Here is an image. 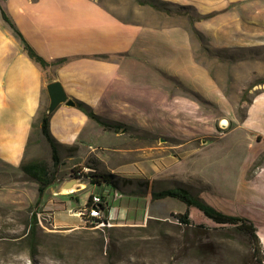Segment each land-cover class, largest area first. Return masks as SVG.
<instances>
[{
    "label": "crops",
    "instance_id": "1",
    "mask_svg": "<svg viewBox=\"0 0 264 264\" xmlns=\"http://www.w3.org/2000/svg\"><path fill=\"white\" fill-rule=\"evenodd\" d=\"M157 4L166 12L148 18L142 15L148 10L135 9L137 14L125 19L98 0H0V207L50 211L53 224L61 228L79 224L56 214L81 210L92 195L107 197L114 220H125L127 211L137 208L129 206L133 196L127 198L110 184L74 183L75 177L68 176L57 178L36 206L38 184L22 178L19 170L36 157L31 142L41 136L44 94L51 81L61 82L75 103L82 101L99 117L122 125L104 128L76 104L59 105L49 122L62 164L59 171L91 158L106 172L146 180L150 190L140 196L153 204L165 200H152L153 190L175 188L164 186L169 181L187 183L199 177L219 183L212 171L225 162L216 153L205 154L233 136L224 155L230 158L236 149L244 153L239 178L249 181L247 175L264 151V89L252 97L242 119L237 117L231 95L196 59L191 27L209 48L264 56V0ZM26 44L46 68L29 57ZM62 58L66 60L57 63ZM73 184L75 189L67 192Z\"/></svg>",
    "mask_w": 264,
    "mask_h": 264
},
{
    "label": "rangeland",
    "instance_id": "2",
    "mask_svg": "<svg viewBox=\"0 0 264 264\" xmlns=\"http://www.w3.org/2000/svg\"><path fill=\"white\" fill-rule=\"evenodd\" d=\"M98 2L120 12L125 19L133 18L137 14L135 9L148 10L143 14L138 13L148 18L151 13L166 12V8L159 6L157 0ZM172 10L179 13L176 9ZM192 37L196 59L211 70L235 102L237 117H243L252 97L264 89V56L246 57L240 52L231 54L225 49H212L199 37L193 34ZM44 95L47 106L49 99L46 90ZM202 105L210 108L207 103L203 102ZM36 138L34 136L31 142L36 149V157L26 162L42 160L52 168L49 143L42 134ZM153 139L157 143L160 140L157 136ZM233 139V136H227L205 154L206 158L216 153L225 162V165H217L212 171L219 183L209 184L199 177H192L187 183L166 181L164 186H184L206 204L224 213L249 218L256 226L264 252V151L251 167L247 175L249 181L242 183L239 166L244 153L236 149L234 156L228 158L224 155V152L229 153L227 148L233 145ZM163 144L166 143H159ZM71 149L69 152L74 155L75 148ZM85 167L88 170L83 172L80 180L91 184L95 183L91 179L93 172L110 173L98 168L96 162L89 158L70 168L65 167L59 171L58 178L60 181L64 176L74 178V171ZM19 172L22 178H28L21 169ZM256 172L258 175H255ZM110 174L115 176L120 192L126 194L127 198L128 195L133 196L129 206L136 204L137 207L134 211H127L125 220L115 219L106 227H94L85 224L75 213L77 211H70L73 214L61 211L56 214L57 217L63 216L66 222L79 224L74 228H61L53 224L50 211H37L34 206L25 211H8L0 207V264H251L252 250L248 237L243 233L234 232L232 228H221L193 206L189 208L192 225L187 227L180 224L175 214L183 213L187 208L181 200L168 197L151 204L140 196L150 190L146 180ZM91 188L92 185L89 186ZM155 188L160 187L155 185ZM84 193L81 192V195ZM115 205L118 206V202ZM145 207L150 210H140ZM34 214L38 224L32 229L28 223Z\"/></svg>",
    "mask_w": 264,
    "mask_h": 264
},
{
    "label": "trees",
    "instance_id": "3",
    "mask_svg": "<svg viewBox=\"0 0 264 264\" xmlns=\"http://www.w3.org/2000/svg\"><path fill=\"white\" fill-rule=\"evenodd\" d=\"M191 32L194 36L199 37L205 42L204 37L195 29V27H191ZM27 54L31 59L38 62L43 68L47 67V63L38 56L27 44L25 45ZM106 57V56H101ZM66 59H59L57 63H61ZM195 98L198 99L197 95L192 94ZM76 107L81 109L83 112L87 114V116L96 121L98 124L103 126L104 128L109 129H119L122 126L120 123L109 122L99 117L92 108L86 103L76 100ZM51 114H47V106L45 107L42 115L40 117V131L42 136L49 143L51 148V156L53 160V167L50 168L48 164L42 160H31L28 162H24L20 169L23 173L31 180L37 182L38 184V200L36 202V206L40 205L43 196L45 195L46 189L56 182L59 173L60 166V156L57 148V143L54 137L51 135L49 130V122H50ZM242 119V116L240 117ZM115 176L110 173H96L93 172L91 174V179L93 182L100 184H110L112 187L117 188V183L114 180ZM173 197L181 200L183 203L187 205L186 210L183 213H176V217L180 224H183L187 227L192 225L189 216V208L191 206L198 208L208 219L213 221L214 223L220 225L221 228H232L234 232L243 233L248 237L250 248L252 250L251 264H263L264 261V252L262 248V244L260 238L257 233L256 226L254 223L247 217L227 214L224 213L201 200V198L195 196L188 188L180 186L171 189H164L160 191H152L151 198L152 200H159L163 198ZM104 208V217L103 221L108 223V211ZM152 222V221H150ZM158 221H156L157 223ZM29 227L34 229L38 224V219L36 214L30 217ZM106 227V226H105ZM198 227V226H196ZM109 229V227H107ZM110 230V229H109Z\"/></svg>",
    "mask_w": 264,
    "mask_h": 264
},
{
    "label": "built area",
    "instance_id": "4",
    "mask_svg": "<svg viewBox=\"0 0 264 264\" xmlns=\"http://www.w3.org/2000/svg\"><path fill=\"white\" fill-rule=\"evenodd\" d=\"M88 168H82L80 170H75V182H78L81 179V175L84 171H87ZM106 204V205H105ZM106 210H109L107 197L100 196V195H92L88 201V203L85 205L84 208L81 210L75 212L79 217H81L82 221L85 224L92 225L94 227H105L107 225L111 224V220L113 219V216L111 214L112 211H108V223H105L103 221L104 217V208ZM114 214V212H113Z\"/></svg>",
    "mask_w": 264,
    "mask_h": 264
},
{
    "label": "water",
    "instance_id": "5",
    "mask_svg": "<svg viewBox=\"0 0 264 264\" xmlns=\"http://www.w3.org/2000/svg\"><path fill=\"white\" fill-rule=\"evenodd\" d=\"M48 95L47 114H52L59 105L65 103L68 106H74L76 103L69 98L61 82L51 81L46 85Z\"/></svg>",
    "mask_w": 264,
    "mask_h": 264
},
{
    "label": "bare ground",
    "instance_id": "6",
    "mask_svg": "<svg viewBox=\"0 0 264 264\" xmlns=\"http://www.w3.org/2000/svg\"><path fill=\"white\" fill-rule=\"evenodd\" d=\"M222 124H224V125H227L228 124V121L226 120V119H223L222 120ZM74 183H75V181H74ZM82 186V185H81ZM75 185L73 184L72 186H71V188H70V190L69 191H73L75 188Z\"/></svg>",
    "mask_w": 264,
    "mask_h": 264
}]
</instances>
